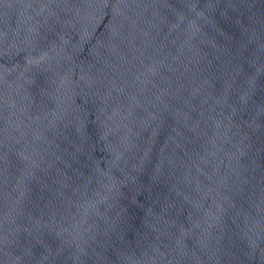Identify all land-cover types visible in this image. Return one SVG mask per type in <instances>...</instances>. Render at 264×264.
Wrapping results in <instances>:
<instances>
[{"label":"water","instance_id":"water-1","mask_svg":"<svg viewBox=\"0 0 264 264\" xmlns=\"http://www.w3.org/2000/svg\"><path fill=\"white\" fill-rule=\"evenodd\" d=\"M0 264H264V0H0Z\"/></svg>","mask_w":264,"mask_h":264}]
</instances>
